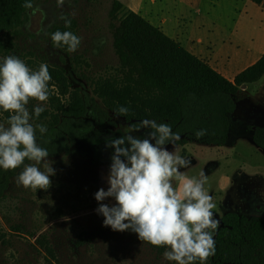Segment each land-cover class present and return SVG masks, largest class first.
Segmentation results:
<instances>
[{
	"label": "rangeland",
	"instance_id": "rangeland-1",
	"mask_svg": "<svg viewBox=\"0 0 264 264\" xmlns=\"http://www.w3.org/2000/svg\"><path fill=\"white\" fill-rule=\"evenodd\" d=\"M115 1L64 0L58 6V0H37L15 37L14 49L0 55V64L5 57L16 56L32 70H38L41 63L64 68L72 88L87 91L100 107L95 126L98 137L87 135L72 144L70 154L48 157L54 175L47 190L18 186L21 171L11 179L0 201V264H175L164 260L163 254L140 241L133 231L105 227L104 217L96 212L95 193L108 188L106 177L114 151L106 147V139L120 138L128 134L127 126L140 122L117 117L94 94L97 81L118 74L115 27L129 14L130 0H118L123 8L117 17L112 15ZM61 16L71 21L70 26H65ZM57 30L80 37L78 50L70 53L66 46L55 47L51 34ZM242 89L235 97L237 110L226 146L176 144L178 154L191 162L181 171L196 178L205 174V190L215 204L212 211L223 221L232 212L264 215V152L253 143L249 129L264 126V80ZM37 103L27 105L33 115L31 123L47 126L59 110L47 100L43 117L36 118ZM8 119L0 109V124L7 126ZM147 131L132 135L142 138ZM37 167L45 171L43 162ZM103 203L111 206L115 201L109 198ZM46 245L53 248L54 256Z\"/></svg>",
	"mask_w": 264,
	"mask_h": 264
},
{
	"label": "trees",
	"instance_id": "trees-1",
	"mask_svg": "<svg viewBox=\"0 0 264 264\" xmlns=\"http://www.w3.org/2000/svg\"><path fill=\"white\" fill-rule=\"evenodd\" d=\"M36 1L30 0L32 4ZM252 1L264 7V0ZM25 2L29 0H0V55L14 49L15 37L31 10L23 7ZM122 8L123 3L116 0L112 15L117 17ZM114 48L119 59L118 74L97 81L94 94L115 113L120 106L128 108L127 115L121 117L129 122L154 120L168 124L180 136L176 144L182 146L190 142L226 146L237 110L236 95L243 86L264 79V55L231 81L135 12L116 25ZM48 69V100L57 106L59 114L51 117L47 132L36 135V139L49 157H54L70 154L72 144L87 135L99 136L95 126L99 124L100 107L87 91L72 88L64 68L48 65ZM201 129L207 134L198 139L195 132ZM249 129L253 143L264 152V126ZM22 170L23 166L0 168V201L11 179ZM224 223L214 240L215 255L206 264H264V217L228 213ZM147 244L160 254L168 250ZM46 246L54 256L53 248Z\"/></svg>",
	"mask_w": 264,
	"mask_h": 264
},
{
	"label": "clouds",
	"instance_id": "clouds-1",
	"mask_svg": "<svg viewBox=\"0 0 264 264\" xmlns=\"http://www.w3.org/2000/svg\"><path fill=\"white\" fill-rule=\"evenodd\" d=\"M63 4L64 0H58V6ZM23 7L32 9L33 4L29 0ZM60 18L70 26L66 16ZM51 40L55 47L66 46L70 53L81 45V38L70 31L57 30ZM50 80L46 63L32 70L22 59L7 56L0 64V109L11 114L7 126L0 124V168L23 166L17 185L34 191L51 186L54 169L48 166V151L36 139L37 129L43 135L47 127L31 123L33 115L27 105L30 100L39 102L33 109L39 118L49 99ZM128 111L120 106L115 115L126 116ZM140 130L149 131L142 138L132 135ZM127 133L106 139V147L114 149L106 177L108 188L95 193L96 212L104 217V226L119 232L131 230L140 241L167 248L163 253L166 261L206 264L215 255L214 234L219 223L212 211L213 197L205 190L207 177L204 173L199 178L189 177L181 171L191 162L178 154L180 136L168 124L143 120L127 126ZM206 134L205 129L195 132L198 139ZM25 160L33 163L25 164ZM42 162L45 171L37 167ZM109 198L115 201L111 206L103 203Z\"/></svg>",
	"mask_w": 264,
	"mask_h": 264
},
{
	"label": "crops",
	"instance_id": "crops-1",
	"mask_svg": "<svg viewBox=\"0 0 264 264\" xmlns=\"http://www.w3.org/2000/svg\"><path fill=\"white\" fill-rule=\"evenodd\" d=\"M127 9L228 80L264 55V7L252 0H130Z\"/></svg>",
	"mask_w": 264,
	"mask_h": 264
},
{
	"label": "flooded vegetation",
	"instance_id": "flooded-vegetation-1",
	"mask_svg": "<svg viewBox=\"0 0 264 264\" xmlns=\"http://www.w3.org/2000/svg\"><path fill=\"white\" fill-rule=\"evenodd\" d=\"M232 213H235V212H232ZM238 214V213H237ZM227 215V214H226ZM245 216V215H243ZM253 216H260V217H264V215H261L260 213H257V214H254V215H251V216H246V217H253ZM214 219H216L219 223H218V227L215 231V234H214V240L216 239V237L218 236L219 234V231L225 226V223L222 220H220L215 214H214Z\"/></svg>",
	"mask_w": 264,
	"mask_h": 264
},
{
	"label": "water",
	"instance_id": "water-1",
	"mask_svg": "<svg viewBox=\"0 0 264 264\" xmlns=\"http://www.w3.org/2000/svg\"><path fill=\"white\" fill-rule=\"evenodd\" d=\"M243 88H246V86H243Z\"/></svg>",
	"mask_w": 264,
	"mask_h": 264
}]
</instances>
